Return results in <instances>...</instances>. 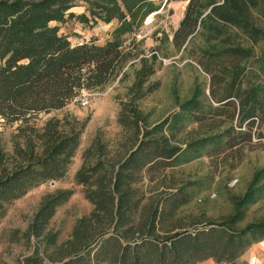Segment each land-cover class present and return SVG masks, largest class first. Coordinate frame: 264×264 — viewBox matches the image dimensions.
I'll use <instances>...</instances> for the list:
<instances>
[{
    "label": "trees",
    "instance_id": "obj_1",
    "mask_svg": "<svg viewBox=\"0 0 264 264\" xmlns=\"http://www.w3.org/2000/svg\"><path fill=\"white\" fill-rule=\"evenodd\" d=\"M162 1L0 0V117L17 124L10 150L0 135V222L32 188L64 178L81 144L86 122L65 113L40 125V115L139 66L118 116L127 136L113 148L98 134L74 176L92 210L60 241L51 221L74 190L46 194L26 230L12 232L32 249L23 264H247L239 258L264 240V218L245 222L264 197V166L243 193L230 195L229 213L204 222L182 213L193 199L186 185L164 191L146 182L161 184L179 163L264 139V27L255 14L264 19V0H174L187 5L172 43L210 74V99L196 91L180 112L153 124L138 103L156 87L147 82L160 46L148 56L135 34ZM80 2L85 12L76 14ZM71 19L117 25L103 45H74L52 25ZM186 118L203 135L183 149L176 139Z\"/></svg>",
    "mask_w": 264,
    "mask_h": 264
},
{
    "label": "rangeland",
    "instance_id": "obj_2",
    "mask_svg": "<svg viewBox=\"0 0 264 264\" xmlns=\"http://www.w3.org/2000/svg\"><path fill=\"white\" fill-rule=\"evenodd\" d=\"M187 3L174 0H163L158 11L147 17L136 32L138 48L150 56L158 46V63L156 72L149 78V84L156 85L138 105L147 115L150 123L155 124L173 114L180 112L181 104L192 98L196 91H204L210 99L211 76L206 73L187 51H177L172 37L184 16ZM73 11L76 14L85 12L82 2ZM259 24L264 27L261 13L256 11ZM59 26L61 34L67 35L72 44L95 42L105 44L112 38V31L117 21L110 24L99 22L86 25L76 19L65 23L52 22ZM263 45L256 47L257 53ZM135 67L127 68V76L115 80L99 90H81L78 95L62 110L40 115L39 124L51 116L62 117L65 113L74 115L79 121L86 122L81 144L76 152L66 176L32 188L26 195L13 202L6 216L0 222V264H23L24 256L31 253V248L23 240L14 242L12 232L25 231L43 197L58 189H73L74 194L68 202L59 207L51 221V227L60 232V241L71 234L74 224L83 215L89 213L93 205L86 199L83 187L75 182V173L82 164V153L99 134L111 147L118 148L127 133L118 122L122 102L128 99L129 87L135 81ZM86 96L89 104L83 106L79 97ZM201 100L207 101L204 95ZM236 123V122H234ZM184 127L176 140L185 149L187 143L202 136L196 129L198 124L186 118ZM17 124L5 122L0 117V135L8 150L12 148L11 136ZM264 166V139L234 147L225 153L208 155L179 163L164 171V182H146L149 186H158L160 190L173 191L176 187L186 185L193 199L182 213L190 215L199 222L218 219L231 210L230 195L243 193L253 173ZM146 184V186L148 185ZM172 186V187H171ZM264 218V197L252 205L245 222ZM239 263L264 264V240L252 245L240 258ZM200 264H215L212 259Z\"/></svg>",
    "mask_w": 264,
    "mask_h": 264
},
{
    "label": "built area",
    "instance_id": "obj_3",
    "mask_svg": "<svg viewBox=\"0 0 264 264\" xmlns=\"http://www.w3.org/2000/svg\"><path fill=\"white\" fill-rule=\"evenodd\" d=\"M78 101L83 105L87 106L89 104V99L86 96L79 97Z\"/></svg>",
    "mask_w": 264,
    "mask_h": 264
}]
</instances>
